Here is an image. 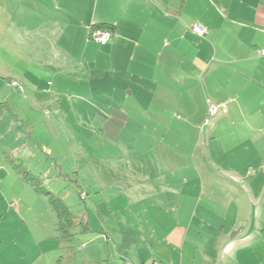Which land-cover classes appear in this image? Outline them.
Masks as SVG:
<instances>
[{
	"label": "crops",
	"instance_id": "0c3cea01",
	"mask_svg": "<svg viewBox=\"0 0 264 264\" xmlns=\"http://www.w3.org/2000/svg\"><path fill=\"white\" fill-rule=\"evenodd\" d=\"M105 22L112 39L92 41L91 26ZM192 24L207 34H194ZM0 49L2 77L26 84L35 102L29 117L42 118L28 127L31 134L42 130L47 104L55 115L65 113L64 94L82 118L92 116L93 102L107 103L109 112L102 111L120 133L158 134L160 126L149 120L160 113L154 101L164 115L186 119V134H205L183 165V189L167 179L168 162L161 177L158 158L136 159L141 179L134 182L150 181L143 214L156 221L152 228L146 220L155 252L137 256V264H264V0H0ZM210 103L225 112L199 130ZM137 149L147 151V143ZM2 150L5 158L22 157ZM12 193L0 184V264H78L72 256L44 261L41 249L32 253L57 237H47V226L34 222L31 206ZM125 261L91 256V264Z\"/></svg>",
	"mask_w": 264,
	"mask_h": 264
},
{
	"label": "rangeland",
	"instance_id": "374dc122",
	"mask_svg": "<svg viewBox=\"0 0 264 264\" xmlns=\"http://www.w3.org/2000/svg\"><path fill=\"white\" fill-rule=\"evenodd\" d=\"M4 46L6 45L3 43ZM4 51L0 49L1 190L4 191L7 187L13 190L12 195L15 194L17 201L22 203L25 201L31 206L32 220L47 226V237H52L53 232L57 237L54 244L51 239L55 238H48L47 245L42 244L39 248H33L32 253H39L42 250L45 254L44 261L53 255H61L65 258L72 256L74 260H79L78 264H91V256L105 257L106 260L117 257L119 261L123 258L130 260L131 264H137V256L153 254L155 245L151 240V232L152 222L156 221L149 220L154 214H143L149 208L147 199L150 200L151 197L148 195L151 192L150 181L142 183L140 187L134 182L141 179L136 171V159L158 158L161 177L166 175L164 165L168 162L173 173L166 175L167 179H170L176 190L183 189V165L189 154H193L199 147L198 138L202 139L205 134L198 129L197 132L191 129L186 134V119L184 121V117L180 118L178 113L174 118L169 114L164 115L161 113L164 112L161 110L162 103L154 101L149 104H152L160 113L155 119L149 120L160 126L161 130L158 134H144L140 138L127 131L120 133L119 128H111L110 123L115 119L106 118L102 111L105 109L109 112L110 107H104L107 103L93 102L92 105L96 107H91L92 116L82 118L81 109L74 107L73 111L68 106L72 103H67L66 94L60 103L65 108V113L55 115L52 104H47L45 107L49 113L45 112L44 124H41L42 130L39 128V132L31 134L28 132V127H36L37 122L42 118L38 119L35 115L29 117L31 101L33 104L35 102L24 93L26 84L20 79L16 81L20 85L17 88L13 84L14 80L2 77L3 71H7ZM128 104L134 105V103ZM215 106H219V112H225V107ZM93 109L95 110L92 112ZM217 114L210 115L207 112L201 124L198 123L199 130L203 125L207 128ZM206 119L208 123L205 124ZM19 129L21 132H18ZM143 143H147V151L137 149ZM153 143H158L159 150L152 149ZM162 144L170 145L172 150L163 148ZM130 145L133 146V150L129 149ZM2 148H13L22 157L20 159L5 158L6 154L3 153ZM118 150L123 153L121 158H124L121 160H119L121 152ZM115 156L116 159H114ZM109 161H115L117 164L109 166L107 163ZM24 170L35 176L32 179L36 180L38 185L61 196L72 212L77 213L82 209V213H85L90 221V230L83 231L76 225L73 236L68 240L61 239L59 231L56 232V216L49 200L43 192L35 190L30 183L32 180L23 181L21 173ZM126 183L128 185L124 187ZM159 186L161 185H156L155 188L158 189ZM81 190L87 194L84 200L79 198ZM143 190L145 192L139 195L138 193ZM117 195H119L118 198L111 203V198ZM124 195L128 198H123ZM146 220L151 222L152 228L148 226ZM91 226L97 227L94 229L98 230L97 233L96 231L91 233ZM97 234L105 240L108 239L107 243L91 236ZM53 248L57 250L53 251ZM61 264L70 263L63 261Z\"/></svg>",
	"mask_w": 264,
	"mask_h": 264
},
{
	"label": "trees",
	"instance_id": "16d2710c",
	"mask_svg": "<svg viewBox=\"0 0 264 264\" xmlns=\"http://www.w3.org/2000/svg\"><path fill=\"white\" fill-rule=\"evenodd\" d=\"M205 28H206L205 34L198 35L195 32H193L191 27H189L191 32H193L194 34H196L200 37H204L207 34L208 29H207V27H205ZM95 29L107 30L110 33V37L105 43H100V42H97V43L106 44L112 39L114 29L109 23L105 22V23H99L96 25H92L90 28L91 36L89 34V38L91 40H92V38H91L92 37V31H94ZM92 41H95V40H92ZM21 177L23 178L24 182H28V181L30 182V180H32V182H30V183L35 188V190L38 192H43L45 197H47V199L49 200V204H50V206H51V208H52V210L56 216V232H57V230L59 231V233H60L59 237L61 239L68 240L71 236H73L74 226H76V225L80 226V228H82L83 231L90 230L89 229V222L90 221H88V218H86L85 213H82L83 212L82 209H80L79 212H77L78 214L72 212L70 207L65 204V202L61 196L54 194L53 192H51V191L45 189L44 187H41L40 185H38V182L36 180L32 179V178H35V176L31 172H27L26 170H24L21 173ZM86 195H87L86 192L81 190L79 192L80 200H84L86 198ZM127 263H131V262L130 261L124 262V264H127Z\"/></svg>",
	"mask_w": 264,
	"mask_h": 264
},
{
	"label": "built area",
	"instance_id": "2783aa9c",
	"mask_svg": "<svg viewBox=\"0 0 264 264\" xmlns=\"http://www.w3.org/2000/svg\"><path fill=\"white\" fill-rule=\"evenodd\" d=\"M191 29L193 30V32H195L198 35H203L206 32V28L203 25L200 24H193L191 26ZM91 36V34H90ZM110 37V33L107 30H99V29H95L94 31H92V40H95L96 42H100V43H105ZM262 54H264V52H261ZM13 84L15 85V87L19 88V84L16 81H13ZM219 111V106H215L213 104H209V114L210 115H214ZM208 122V119L205 120V123ZM127 264H131V263H127Z\"/></svg>",
	"mask_w": 264,
	"mask_h": 264
}]
</instances>
